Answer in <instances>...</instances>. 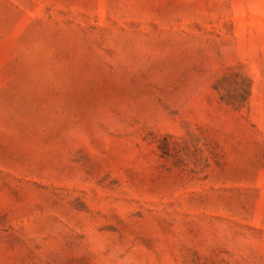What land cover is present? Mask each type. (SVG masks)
Returning a JSON list of instances; mask_svg holds the SVG:
<instances>
[{"label": "rangeland", "instance_id": "1", "mask_svg": "<svg viewBox=\"0 0 264 264\" xmlns=\"http://www.w3.org/2000/svg\"><path fill=\"white\" fill-rule=\"evenodd\" d=\"M0 264H264V0H0Z\"/></svg>", "mask_w": 264, "mask_h": 264}]
</instances>
